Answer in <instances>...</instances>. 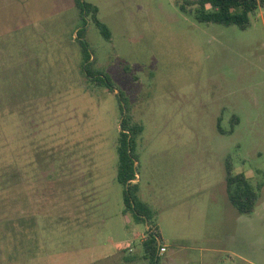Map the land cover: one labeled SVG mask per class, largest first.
Here are the masks:
<instances>
[{
  "label": "rangeland",
  "instance_id": "rangeland-1",
  "mask_svg": "<svg viewBox=\"0 0 264 264\" xmlns=\"http://www.w3.org/2000/svg\"><path fill=\"white\" fill-rule=\"evenodd\" d=\"M83 1L110 40L75 0H0V264H152L148 232L170 247L158 264L173 242L264 264V6L242 30L178 0ZM125 117L143 126L133 183L150 225L117 179ZM228 164L259 189L250 215Z\"/></svg>",
  "mask_w": 264,
  "mask_h": 264
},
{
  "label": "trees",
  "instance_id": "trees-1",
  "mask_svg": "<svg viewBox=\"0 0 264 264\" xmlns=\"http://www.w3.org/2000/svg\"><path fill=\"white\" fill-rule=\"evenodd\" d=\"M76 5L86 25L85 17L92 14L93 22L100 30L105 39H111L110 29L97 18L98 7L83 0H75ZM180 9L184 13H190L195 16L199 23H214L224 26H237L246 30L251 26L252 18L257 11L264 6V0H178ZM85 53V62L91 60L88 52V44L80 42ZM84 69L89 75H94V81L106 86L110 92H115L113 84L109 77L103 73L93 74L89 70L88 64ZM120 103L121 110L123 97L120 93L116 94ZM118 146V168L117 179L124 186V202L126 208L133 212L134 218L138 223L151 224L153 211L144 202L136 196L138 191L136 173V156L134 148L137 137L143 132L141 124H131L128 117H125L121 124ZM226 184L228 197L232 205L242 214L250 215L254 212L259 199L258 188L246 177L245 174H235L230 164L226 167ZM148 239L144 242L146 257L152 264H158L159 260V242L160 237L157 233H149Z\"/></svg>",
  "mask_w": 264,
  "mask_h": 264
},
{
  "label": "crops",
  "instance_id": "crops-1",
  "mask_svg": "<svg viewBox=\"0 0 264 264\" xmlns=\"http://www.w3.org/2000/svg\"><path fill=\"white\" fill-rule=\"evenodd\" d=\"M160 247H165L166 252L161 253L159 251V256H162L163 254L165 255L166 253L169 252V245L166 244H160ZM159 247V249H160ZM173 247L175 248L174 253L170 256V258H167L166 264H211L213 262V254L216 253V250L212 249H204L200 255H196V247L190 246L187 244H174L173 242ZM235 257H237L238 260L247 263V264H257L253 261H251L249 258L245 256H239L238 254H233ZM231 262L236 264V261H234L231 258ZM219 262L214 264H218Z\"/></svg>",
  "mask_w": 264,
  "mask_h": 264
},
{
  "label": "water",
  "instance_id": "water-1",
  "mask_svg": "<svg viewBox=\"0 0 264 264\" xmlns=\"http://www.w3.org/2000/svg\"><path fill=\"white\" fill-rule=\"evenodd\" d=\"M122 106L124 107V116H125V115L127 114V111H126V109H125V106H124V104H123V103H122ZM123 120H124V119H122V120H121V123H120V125L122 124ZM121 131H122V128H121Z\"/></svg>",
  "mask_w": 264,
  "mask_h": 264
},
{
  "label": "built area",
  "instance_id": "built-area-1",
  "mask_svg": "<svg viewBox=\"0 0 264 264\" xmlns=\"http://www.w3.org/2000/svg\"><path fill=\"white\" fill-rule=\"evenodd\" d=\"M159 251H160L161 253H164V252H166V248H165V247H160Z\"/></svg>",
  "mask_w": 264,
  "mask_h": 264
}]
</instances>
